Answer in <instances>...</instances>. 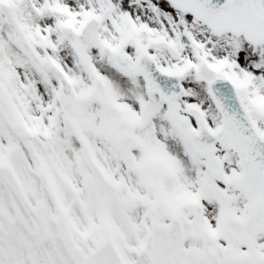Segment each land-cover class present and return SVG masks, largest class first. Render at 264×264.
<instances>
[{"label": "snow or ice", "instance_id": "snow-or-ice-1", "mask_svg": "<svg viewBox=\"0 0 264 264\" xmlns=\"http://www.w3.org/2000/svg\"><path fill=\"white\" fill-rule=\"evenodd\" d=\"M0 264H264V0H0Z\"/></svg>", "mask_w": 264, "mask_h": 264}]
</instances>
